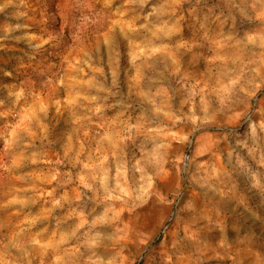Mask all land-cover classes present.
I'll use <instances>...</instances> for the list:
<instances>
[{
	"label": "rangeland",
	"instance_id": "1",
	"mask_svg": "<svg viewBox=\"0 0 264 264\" xmlns=\"http://www.w3.org/2000/svg\"><path fill=\"white\" fill-rule=\"evenodd\" d=\"M0 264H264V0H0Z\"/></svg>",
	"mask_w": 264,
	"mask_h": 264
}]
</instances>
